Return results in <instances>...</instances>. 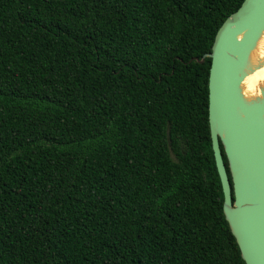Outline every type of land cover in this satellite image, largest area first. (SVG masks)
Returning <instances> with one entry per match:
<instances>
[{
  "label": "trees",
  "instance_id": "1",
  "mask_svg": "<svg viewBox=\"0 0 264 264\" xmlns=\"http://www.w3.org/2000/svg\"><path fill=\"white\" fill-rule=\"evenodd\" d=\"M243 1L0 0V264H246L196 60Z\"/></svg>",
  "mask_w": 264,
  "mask_h": 264
},
{
  "label": "water",
  "instance_id": "2",
  "mask_svg": "<svg viewBox=\"0 0 264 264\" xmlns=\"http://www.w3.org/2000/svg\"><path fill=\"white\" fill-rule=\"evenodd\" d=\"M264 0H244L218 29L209 71V125L224 193V213L246 264H264V87L248 97L242 82L263 59ZM225 152L229 171L224 161Z\"/></svg>",
  "mask_w": 264,
  "mask_h": 264
},
{
  "label": "bare ground",
  "instance_id": "3",
  "mask_svg": "<svg viewBox=\"0 0 264 264\" xmlns=\"http://www.w3.org/2000/svg\"><path fill=\"white\" fill-rule=\"evenodd\" d=\"M253 57L257 59L264 58V35L253 51ZM262 87H264V64L248 74L242 82L243 93L248 97L260 95Z\"/></svg>",
  "mask_w": 264,
  "mask_h": 264
}]
</instances>
